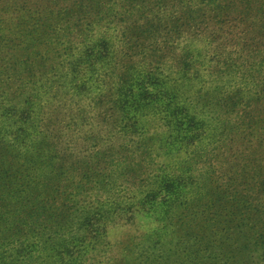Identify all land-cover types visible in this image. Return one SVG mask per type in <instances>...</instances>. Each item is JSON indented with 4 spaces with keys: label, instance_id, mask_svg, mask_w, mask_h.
Instances as JSON below:
<instances>
[{
    "label": "trees",
    "instance_id": "1",
    "mask_svg": "<svg viewBox=\"0 0 264 264\" xmlns=\"http://www.w3.org/2000/svg\"><path fill=\"white\" fill-rule=\"evenodd\" d=\"M190 67L188 58L180 71L159 63L124 66L126 79L107 98L88 77L78 84L61 73L50 81L44 94L49 101L69 95L78 104L63 130L87 128L75 138L91 148L83 152L78 180L66 177L58 148L66 134L41 127L35 106L29 112V98L11 114L5 109L11 100L0 96V151L22 153L20 164L0 162V264H255L254 255L264 258V227L254 230V204L233 180L220 178L225 174L197 167L202 146L218 143L222 133L208 122L213 106L203 100ZM84 85L101 95L89 100ZM189 85L198 97L194 102ZM93 114L107 126L104 135L91 125ZM53 115L43 119L60 126L63 115ZM15 125L21 142H6ZM88 190L107 198L94 205L78 200ZM135 221L141 232L122 244L119 258L110 256L109 228ZM107 255L106 262L101 257Z\"/></svg>",
    "mask_w": 264,
    "mask_h": 264
},
{
    "label": "rangeland",
    "instance_id": "2",
    "mask_svg": "<svg viewBox=\"0 0 264 264\" xmlns=\"http://www.w3.org/2000/svg\"><path fill=\"white\" fill-rule=\"evenodd\" d=\"M107 38L110 46L96 45ZM187 58L190 77L213 106L208 122L222 133L218 143L202 146L197 167L225 174L220 178L227 183L234 181L233 187L254 204L252 220L259 233L264 227V0H0V96L11 100L5 109L12 114L29 98V112L35 106L41 127L66 134L58 148H63L70 179H79L83 152L91 150L82 140L75 141L87 128L76 124L81 132L63 130L69 123L66 116H74L78 104L69 95L49 101L44 94L50 81L61 73L78 84L88 77L107 98L126 79L124 66L152 68L159 63L180 71ZM189 86L194 102L198 97ZM81 91L89 100L101 95L85 85ZM47 112L53 119L63 115L60 126L46 123ZM89 116L104 135L107 126L95 114ZM16 131L18 125L5 141L21 142L14 137ZM0 162L20 164L22 153L1 150ZM106 196L88 190L77 198L94 205ZM118 225L108 231L109 255L117 258L122 244L142 228L137 221ZM244 226L246 234L249 226ZM240 247L244 252V245ZM107 257L101 258L107 262ZM255 258L264 264V258L254 255L255 264Z\"/></svg>",
    "mask_w": 264,
    "mask_h": 264
}]
</instances>
